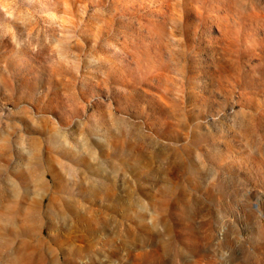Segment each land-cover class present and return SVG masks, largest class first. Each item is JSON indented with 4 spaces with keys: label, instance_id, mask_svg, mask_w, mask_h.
I'll return each instance as SVG.
<instances>
[{
    "label": "rangeland",
    "instance_id": "rangeland-1",
    "mask_svg": "<svg viewBox=\"0 0 264 264\" xmlns=\"http://www.w3.org/2000/svg\"><path fill=\"white\" fill-rule=\"evenodd\" d=\"M0 264H264V0H0Z\"/></svg>",
    "mask_w": 264,
    "mask_h": 264
}]
</instances>
